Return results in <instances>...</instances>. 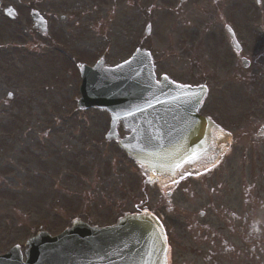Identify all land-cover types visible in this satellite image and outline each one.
<instances>
[{
    "label": "rangeland",
    "instance_id": "rangeland-1",
    "mask_svg": "<svg viewBox=\"0 0 264 264\" xmlns=\"http://www.w3.org/2000/svg\"><path fill=\"white\" fill-rule=\"evenodd\" d=\"M206 1L204 6L213 4ZM200 2L183 5L191 20L202 16ZM7 4L28 16L20 0H4ZM172 5L171 0H59L56 10L75 9L81 15L73 21L50 15L44 37L38 28H25L22 19L13 22L0 10V252L23 245L38 230L57 233L76 216L104 224L149 207L169 224L159 197L171 186L144 184L141 167L117 141L105 139L106 110L77 107L81 76L76 62L91 64L105 54L114 64L142 45L152 51L158 76L183 80L182 58L177 61L180 74L171 70L172 45L182 48L175 41L186 35H172L171 15L180 17ZM178 19L184 29L186 19ZM149 21L151 33L145 35ZM51 38L70 47L77 60L55 50ZM119 131L126 133L122 126Z\"/></svg>",
    "mask_w": 264,
    "mask_h": 264
},
{
    "label": "flooded vegetation",
    "instance_id": "flooded-vegetation-1",
    "mask_svg": "<svg viewBox=\"0 0 264 264\" xmlns=\"http://www.w3.org/2000/svg\"><path fill=\"white\" fill-rule=\"evenodd\" d=\"M26 1L28 16L17 9L13 22L31 26L36 8L47 24L50 15L60 18L53 6L59 0ZM171 1L172 11L187 20L182 29L180 17L172 16L173 37L186 35L175 41L182 48L172 45L171 70L180 74L182 58L186 78L178 80L206 88L200 111L229 132L231 146L212 168L173 183L171 201H165L175 249L170 264H264V0H213L207 6L201 0L202 16L194 20L183 6L189 0Z\"/></svg>",
    "mask_w": 264,
    "mask_h": 264
},
{
    "label": "water",
    "instance_id": "water-1",
    "mask_svg": "<svg viewBox=\"0 0 264 264\" xmlns=\"http://www.w3.org/2000/svg\"><path fill=\"white\" fill-rule=\"evenodd\" d=\"M127 68L122 84V88L126 87L121 93H126L124 100L111 97L117 90L94 92L91 88L98 70L82 68L86 80L82 85L80 105H105L114 110V130L110 137L119 138L116 127L118 119L122 118L131 134L119 138L120 145L137 161L145 163L148 171L158 179L168 175L172 166L191 161L201 148L208 147L214 140L213 127L205 119L198 118L194 111L197 103L193 102L192 116L197 123L193 122L182 138H171V108L176 106L173 102L184 100V87L171 85L165 77L157 82L147 51L140 50ZM100 69L106 72L104 66ZM108 72L120 76L121 68L117 66ZM118 83L120 86V80ZM217 154L215 151L214 158ZM167 250L161 221L152 213L142 211L125 214L113 226H92L77 219L56 237L41 232L29 240L24 251L26 262L20 247L15 246L7 254L0 255V264H167Z\"/></svg>",
    "mask_w": 264,
    "mask_h": 264
}]
</instances>
